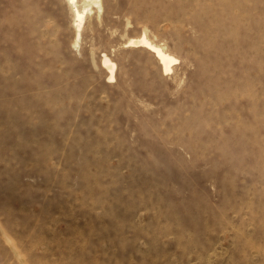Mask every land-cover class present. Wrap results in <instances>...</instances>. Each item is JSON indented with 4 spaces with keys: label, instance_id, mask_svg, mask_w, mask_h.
Returning <instances> with one entry per match:
<instances>
[{
    "label": "rangeland",
    "instance_id": "374dc122",
    "mask_svg": "<svg viewBox=\"0 0 264 264\" xmlns=\"http://www.w3.org/2000/svg\"><path fill=\"white\" fill-rule=\"evenodd\" d=\"M101 4L0 0V264H264V0Z\"/></svg>",
    "mask_w": 264,
    "mask_h": 264
},
{
    "label": "bare ground",
    "instance_id": "6f19581e",
    "mask_svg": "<svg viewBox=\"0 0 264 264\" xmlns=\"http://www.w3.org/2000/svg\"><path fill=\"white\" fill-rule=\"evenodd\" d=\"M66 1H68L75 8L79 29L82 27L85 17L92 12V6H96L100 10L102 9L101 0H84L85 3L87 4L83 8V10L78 9L77 4L79 0H66ZM78 36H80V33L78 34ZM135 45H140V46H144L148 48L158 58L165 72L172 71V64L176 62L177 59H175L173 56L168 54L160 46L154 45L152 42H150L147 39L146 36H143L139 40H130L129 43L127 44V46H130V47L135 46ZM103 64L107 69H109L110 75H111L110 79L113 80L115 78L116 64L113 63L107 55H104Z\"/></svg>",
    "mask_w": 264,
    "mask_h": 264
}]
</instances>
